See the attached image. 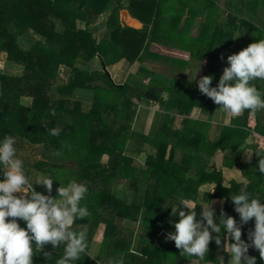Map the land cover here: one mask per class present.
Listing matches in <instances>:
<instances>
[{
    "label": "trees",
    "instance_id": "16d2710c",
    "mask_svg": "<svg viewBox=\"0 0 264 264\" xmlns=\"http://www.w3.org/2000/svg\"><path fill=\"white\" fill-rule=\"evenodd\" d=\"M192 2L183 9L187 22L190 16H203L194 34L188 28L175 31L174 16L166 14L172 11L170 0H0V54L20 67L18 74L0 69V142L11 135L42 145V155L33 167L56 180L53 196L59 182L76 180L88 187L81 206L91 215L77 219L73 228L87 232L89 247L104 225L99 251L108 260L122 264L190 262L192 258L181 256L175 243L165 239L175 231L169 221L174 223L178 217H171V207L181 199L197 206V213L217 201L212 205L217 217L222 207L239 221L230 196L239 194L246 181L252 198L264 203L260 157L253 153L248 163L244 152L251 155L264 150L253 139L254 132L264 137V110H246L230 123H222L216 139H210V119L219 106L203 97L197 83L200 77L211 75L210 86L215 87L221 76L216 67L223 61L221 56L264 40L260 26L250 17L259 12L264 16V0ZM121 10H127L142 27L123 24ZM102 15L103 32L96 35L90 26ZM151 43L186 51L193 67L200 66L207 55L202 74L185 83L174 71L173 77L162 82L154 70L137 68L116 83L108 68L120 59L134 62ZM93 59L100 65L91 68ZM61 66L68 69L67 79L57 82ZM253 83L264 92V81ZM141 100L156 109L144 143L129 136L130 120ZM250 114L253 126L248 123ZM176 118L179 126L175 127ZM57 127L60 134L50 135L49 130ZM145 144L152 147L151 153ZM217 151L222 153L218 169L212 162ZM142 153L151 159L146 166L133 156ZM230 169L239 172L238 177L226 178L224 172ZM205 186L212 188L207 191ZM36 191L47 194L44 187ZM136 220L143 235L133 249L134 235L118 237L117 229L119 222ZM19 223L26 227L23 221ZM253 227L254 220L242 226L246 242ZM34 252L33 264H55L63 255V246L40 253L34 246ZM44 252L52 257L45 259ZM222 254L226 255L222 246L218 248L213 240L206 259L215 264ZM248 254L256 257V264H264L255 249L250 248ZM86 261L84 254L73 264Z\"/></svg>",
    "mask_w": 264,
    "mask_h": 264
},
{
    "label": "clouds",
    "instance_id": "9594fccd",
    "mask_svg": "<svg viewBox=\"0 0 264 264\" xmlns=\"http://www.w3.org/2000/svg\"><path fill=\"white\" fill-rule=\"evenodd\" d=\"M227 62L229 66L223 69L215 87L210 86L211 75L202 76L197 82L200 93L225 113V124L246 110L252 113L264 110V92L253 83L264 81V40L228 55ZM49 131L50 135L58 136L61 129ZM15 144L16 139L11 135L0 142V166L4 169L0 172L3 174L0 180V264H33L34 246L40 253L49 244L54 250L63 246V255L55 264H73L87 254V232L76 231L73 226L77 219L91 215L87 207L81 206L89 189L83 183L69 180L66 184L59 182L53 196L56 180L49 175H39L34 183L30 182L23 161L17 158ZM244 152L248 163L253 153L260 157L258 169L264 175V150L251 155ZM34 185L43 186L47 194L36 191ZM247 188L245 181L239 194L230 196L239 221L225 213L222 207L217 217L212 207L217 201H211L206 208L200 207L197 213V206L181 199L171 207V217H178V220L173 223L170 218L175 231L167 233L165 239L175 243L181 256L192 258L190 264H210L206 257L213 240L229 255L228 264H256V257L248 254L250 248L258 251L260 259L264 260V203L252 198ZM253 220L254 227L249 229L246 242L242 239V226ZM19 221L26 227H21ZM44 257L48 260L52 253L44 252ZM108 264L122 262L109 260ZM215 264H224V257L217 255Z\"/></svg>",
    "mask_w": 264,
    "mask_h": 264
},
{
    "label": "rangeland",
    "instance_id": "374dc122",
    "mask_svg": "<svg viewBox=\"0 0 264 264\" xmlns=\"http://www.w3.org/2000/svg\"><path fill=\"white\" fill-rule=\"evenodd\" d=\"M221 1L222 0H220V2ZM199 8H200V10H204V7H202V6H200ZM226 12L227 11L224 10V14ZM256 14L254 13L253 15H250V17L253 20V22H255L256 25L260 26V30H262L261 32L263 33L262 35L264 36V16L261 15V12H259V14H257V15ZM121 19H122V17H121ZM183 21H184V19H181V21L179 20V26H180V24H182ZM177 24H178V22H177ZM99 26L100 27L104 26V23L100 21ZM192 32H194V28H193ZM195 32H196V30H195ZM255 34H254L253 38H250L251 41L256 37ZM248 40L249 39H247V41ZM224 41L225 40L223 38V43H224ZM219 50L222 51L221 48H219ZM167 55H169V54H167ZM185 55H187V54H185ZM225 56L226 57L223 59V61L218 63V64H217L216 60L214 61L215 64L218 65V66L216 65L217 69L221 70L220 75H222L223 69L225 67L229 66L228 62H227V56L228 55H225ZM175 57H179V58H173L172 61L169 58L168 59L169 61H163L162 62L163 64H161V67H157V68L155 67L154 68L155 75L156 76L159 75V78L162 82H165L166 78L173 77L174 71H175L176 75L180 74L181 78L183 79V81H185V83H186V81L188 83H190L194 79H196V78L198 79L204 70L205 61L207 60L208 56L207 55L205 56V61L203 64L201 63L200 66H197L198 65L197 64L196 67H192V68L190 67V65H189V67H186L187 66L186 63H188V61H189L188 55L187 56L177 55ZM96 62L97 61H95L93 59L91 64H90V67L95 68V67L100 65L98 62L97 63ZM171 65H173V66H171ZM170 67H174V68L171 69ZM180 68H183V69H180ZM184 68H185V70H184ZM0 69L4 72L10 73V74H18V72L20 71V67L14 66L13 64L7 62L4 59L2 54H0ZM67 72H68V69H66L64 66L59 67L57 82L58 81H65L67 79ZM144 75H147V74L144 73ZM203 97L207 98L208 102H210V101L213 102L210 98L206 97L205 95H203ZM86 105L87 104H84V106H86ZM137 105H138L137 111H135V113L133 114V116L130 120L131 128H130L129 136H131L133 139L137 140L138 142H143L146 138L149 127H150L151 122L153 120V111H156V109L153 106L149 105L148 102H145L143 100L138 101ZM196 113H197V111L195 113L193 112L192 115L195 116ZM225 118H226L225 113L221 109L216 108L214 110L212 117L210 119V128H209V134H208V137L210 139H216L218 131H219V127L221 126L222 123H224ZM248 123L252 126L255 123L254 116L252 114L249 115ZM172 126H175V127L179 126L178 118L173 119ZM253 134H254V137H253L254 141L256 143H258V145L264 147V137L256 134L255 132ZM13 137H15V139H16L15 147L17 149V158H19L23 161L24 171H25L26 175L29 177L30 182L34 183L37 176L45 175L44 173L37 171L33 167L34 162H36L38 159H40V157L42 155V145L41 144H31L28 141L21 139L17 136H13ZM144 147L146 148L148 153H151L153 151L152 147H150L147 144H145ZM140 155H142V156H140ZM140 155L137 156V154H133L136 162H138V164H140V165H144V166L148 165L149 162L151 161V159L149 157L145 158V156H143L144 155L143 153ZM212 162L217 169L222 167L221 166L222 165L221 164L222 153L220 151H217L214 154V156L212 158ZM238 173L234 169L226 170L224 172L226 178L238 177L237 176ZM123 186H125V185L121 184V187H123ZM33 187L35 188V190H39V189L43 188V186H40V185H34ZM204 188L207 191H210L212 186H208V187L205 186ZM124 189H125V187H124ZM138 222H139L138 220L132 221L130 223H127L125 221L119 222L120 226L117 229V236L118 237L126 236L129 233H132L134 235V238H133L134 241L132 242L133 243V247H132L133 249L136 248V246L138 245V242L141 240L140 236L143 235L142 234L143 230L140 227V225L138 224ZM103 226L104 225H102V224L99 226V229L97 230L98 232L96 233L94 240L91 241L92 243L90 244V246L87 249L86 255L88 256V261L85 262L87 264H108V262H109L108 258L105 257L104 255H101V252L99 251V246H100L99 241L101 239ZM222 256L224 257V263L228 264V260L230 259L229 255L226 253V255L222 254ZM185 264H190V262L185 263Z\"/></svg>",
    "mask_w": 264,
    "mask_h": 264
},
{
    "label": "crops",
    "instance_id": "0c3cea01",
    "mask_svg": "<svg viewBox=\"0 0 264 264\" xmlns=\"http://www.w3.org/2000/svg\"><path fill=\"white\" fill-rule=\"evenodd\" d=\"M200 1L202 2L203 0H200ZM170 2L173 3V4H170L172 6V9H170V10H172V11L169 10L170 13H167V11H166V14H171V18H172V16H174L172 18L174 20V22H172V23L173 24L175 23V31H181L183 29L187 30V28H188V32H190L191 34H194L195 30H196L195 27H197L199 22L201 20H203V16L201 17V15H198V14L196 16H190V18L187 22V20L185 19V17L187 16L185 11H187V10H183V9L186 6L188 7V5H193L192 0L191 1L190 0H170ZM182 3H184V4H182ZM173 9H175V10H173ZM165 10H167V8H165ZM177 14L178 15L181 14L179 19H175ZM119 16H120L121 22L127 26H130V27H133L136 29H139L142 27V23L138 19L132 17L127 12V10H121ZM121 17H122V19H121ZM164 17H168V16L166 15ZM103 19H104L103 15L99 16L96 19V21H94L90 26L92 31L96 35H100L103 32L104 26H101V27L99 26V22L100 21L103 22ZM181 19H184V21L179 26V20L181 21ZM177 22H178V24H176ZM193 28H194V32H192ZM152 54H156L157 58L152 57L151 56ZM167 54H169L170 56ZM185 54H187L189 56V54L186 51H183V50H180L177 48H169V47L163 46L159 43H151L147 49H144L141 52V55L139 56V58L137 60H135L134 62L130 63L129 61H127L125 59H120L115 64L111 65L108 68V71H109L111 78L116 83H122L125 80L128 73H130L131 71H135L137 68L154 70L155 67L156 68L161 67V64H163L162 63L163 61H169L168 60L169 58L171 59V61L173 60V58H179V57H175L177 55L187 56ZM158 55L160 57H158ZM188 60H189V58H188ZM188 63H190V61H188ZM188 63H186L187 64L186 67H189V65H190V67L192 68L193 67L192 64L194 62H192L190 64H188ZM201 63L203 64L204 61ZM171 66H173V65H171ZM170 68L173 69L174 67H170ZM180 69H183V68H180ZM184 70H185V68H184ZM44 249L53 250V248L50 244L46 245L44 247Z\"/></svg>",
    "mask_w": 264,
    "mask_h": 264
}]
</instances>
